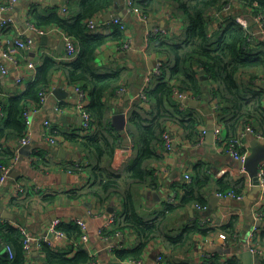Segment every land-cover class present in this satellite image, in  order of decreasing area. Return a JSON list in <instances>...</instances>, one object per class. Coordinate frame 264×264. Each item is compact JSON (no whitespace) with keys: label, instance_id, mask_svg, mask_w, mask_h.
<instances>
[{"label":"crops","instance_id":"0c3cea01","mask_svg":"<svg viewBox=\"0 0 264 264\" xmlns=\"http://www.w3.org/2000/svg\"><path fill=\"white\" fill-rule=\"evenodd\" d=\"M80 2L81 0H19L10 10L0 14V58L5 50H9L13 58L3 60L8 72L3 74L0 71V126L1 119L7 115L3 108L8 99L21 95L36 80L38 68L46 58L61 61L65 53L66 32L52 26L40 28L45 34L31 30L32 36L29 37L21 30L17 20L28 26L32 24L33 12L47 16L55 9L61 15L74 17ZM5 3L6 0H0V5ZM234 3L231 11L237 14L235 17L246 16L240 14L242 9ZM64 7L67 11L63 10ZM148 10L149 17L145 21L125 11L124 16H121L115 4L110 10L114 17L124 19L128 25V30L124 32L126 39L121 44L109 42L103 45L96 57L97 67L102 72L122 71L121 88L109 91L105 97V117L110 120L118 113H126L128 120L134 112L143 117H151L147 113L148 106L141 98L147 85L146 78L160 59L153 52L154 43L150 39L157 29L163 30V35L170 39H180L185 32V23L181 18L173 16L172 7L166 2H155ZM106 13L97 18L100 24L98 32L103 34L116 26L112 20L104 18ZM229 15L231 13L227 11L215 14L217 27ZM7 17L12 18L13 23L2 26V20ZM105 23L110 24L109 30L104 28ZM257 29L258 26L255 31ZM27 38H31L33 43L25 49L19 48L16 41ZM125 42H129V48L121 47ZM252 73L250 69L242 70L238 74L239 81L248 82ZM51 86L47 101L39 108L29 110L28 116H24L30 130V143L19 151L20 161L14 168L17 169L16 178L10 177L0 194V223L22 225L34 236L47 235L54 243L53 248L66 252L70 257H74L80 250H86L95 255L97 264H127V260L119 259L115 252L136 249L140 244L139 237L131 233H122V236L114 233L109 236L108 233L116 228L118 218L125 213L126 194L130 192L135 209L144 221L153 220L169 205L173 206L165 218L166 235H179L195 222H199L203 230V233L191 234L187 242L177 248L169 247L166 236L153 241L145 249L144 264H156L159 254L164 257L162 264H199L215 255L223 262L237 258L240 264H245V252L252 254V264H264V245L260 238L264 233V215L261 212L262 205L256 206L264 198V192L254 188L248 173L236 168L234 158L223 151L221 139H226L229 134L233 135L224 124L225 121L229 123L232 116L228 112L220 114L216 109L219 99L213 100L207 92L205 101L199 102L196 98L189 103L188 108L195 109L196 116L204 121L200 142L189 141L184 128L177 123H170L165 131L172 134L173 151L170 153L159 147V158L148 161L147 169L151 176L146 181L125 185L120 193L113 194L109 200L100 203L93 196H70L85 188L91 179L80 166L87 161V151L83 149L82 142L85 141V136L97 130V126L89 132L85 131L83 118L75 107L78 93L64 76L56 74ZM261 87L264 89V80ZM59 88L64 90V99L53 94V90ZM47 121L51 124L48 134H59L55 136L59 140L58 146L51 145L46 136ZM126 127L121 131L114 127L119 132V149L111 169L117 174H125L138 156L134 139L128 134ZM66 135L68 138H65ZM255 139L254 134H247L242 148L250 153ZM61 150L66 152L61 153ZM200 164L208 167L212 177L210 185L199 191L203 194L204 201L199 203L191 200L183 203L185 185L193 182L195 168ZM230 170L234 171L233 175L228 173ZM187 174L191 180L186 179ZM224 177L237 192L235 189L228 192L220 189L218 180ZM17 184H23L25 191L18 192ZM230 192L234 195H228ZM113 216L116 217V222L110 224ZM55 221H59V225H79V221H82L87 225L90 241L84 243L81 238L78 242H72L66 235L57 237L50 231ZM231 223L233 227L229 228ZM106 225L108 227L104 238L99 230ZM251 243L262 253L249 250ZM4 244L0 240V253L7 256ZM26 254L25 264L46 263L41 248H34Z\"/></svg>","mask_w":264,"mask_h":264},{"label":"trees","instance_id":"16d2710c","mask_svg":"<svg viewBox=\"0 0 264 264\" xmlns=\"http://www.w3.org/2000/svg\"><path fill=\"white\" fill-rule=\"evenodd\" d=\"M235 1V3H234ZM134 2L148 14V8L155 2H166L172 7L173 16L181 18L185 23V32L180 39H170L164 33L154 34L150 42L154 43L153 52L164 61L162 73L151 79L144 89L147 96L148 115L143 117L138 112L129 116L126 131L134 139L138 156L125 174L112 171L114 159L119 149V132L113 127L111 120L105 117L106 94L111 90L121 88L122 71L102 72L96 64L99 49L109 43L121 44L126 35L118 26L111 28L105 23L108 33L91 32L88 21L99 18L113 9L114 0H81L78 12L74 17L61 15L58 9L47 16L33 12L32 24L37 28L56 26L66 32L76 42L78 54L73 59L62 58L61 61L46 58L38 68L36 80L18 96L8 99L3 110L7 114L1 120L0 126V175L1 166H9L17 154L19 141L29 135L26 125L25 112L39 108L40 93L50 91L56 74H61L69 85L80 88L88 93L87 108L92 115V125L97 130L83 138L82 147L87 151V161L80 165L89 174V181L85 188L70 194L71 197L93 196L104 203L113 194L120 193L125 185L146 181L151 172L147 169L148 161L159 158V147H163V135L167 125L174 122L187 132V139L200 142L203 119L196 116L192 107L181 110L179 102L174 96L175 89L195 95L199 102L205 101L208 92L215 100L216 109L220 114H231L228 127L231 134L220 141L226 146L237 136V131L252 125L256 131L264 135V35L257 34L253 40L250 35L236 21L232 8L226 21L218 26L215 24V14L226 11L228 4H237L243 15L254 19L258 15L264 16V0H134ZM239 13V12H238ZM237 15V14H236ZM252 27L255 29L257 23ZM244 69L253 71L248 82L241 83L238 74ZM209 90V91H208ZM1 105V104H0ZM92 127V129H93ZM91 129V130H92ZM242 129V130H243ZM90 130V131H91ZM241 131V130H239ZM236 133V134H235ZM58 136V133H52ZM68 138V135L65 136ZM240 152L246 153L244 148ZM205 164L195 168L196 175L190 184L185 185L183 203L197 200L203 203L202 189L210 185L211 175ZM223 192L235 188L226 177L218 180ZM236 191V189H235ZM237 192V191H236ZM50 197V196H47ZM48 200V199H47ZM173 209L169 205L160 215L151 221H144L135 209L130 192L126 194V211L118 218L116 228L109 232L131 233L139 237L140 244L134 250H116L121 260L143 259L145 249L153 241L166 236L170 248L183 246L190 235L202 232L199 222L187 226L176 236L164 233L166 215ZM264 215V205H262ZM116 222V221H115ZM232 228V223L228 226ZM62 231L72 242L80 241L82 228L76 223L60 224ZM106 233V232H105ZM205 233V231H204ZM0 240L10 244L14 251V258L0 253V264H25L27 254L23 249V235L19 226L10 223H0ZM264 245V233L260 236ZM4 244V248H5ZM45 255V264H90L95 257L86 250H80L74 257L66 252L43 244L41 247ZM184 264V263H179ZM199 264H240L239 259L231 258L225 262L215 255Z\"/></svg>","mask_w":264,"mask_h":264},{"label":"built area","instance_id":"2783aa9c","mask_svg":"<svg viewBox=\"0 0 264 264\" xmlns=\"http://www.w3.org/2000/svg\"><path fill=\"white\" fill-rule=\"evenodd\" d=\"M19 2V0H6V3L3 5H0V14L2 12H5L6 10H10L15 4H17ZM231 4H228L225 7L226 11H229L231 9ZM64 11H67V9L64 7L63 8ZM125 12L129 15H133L135 17H137L138 19L145 21L148 19V14H146L143 9L141 7H139L134 0H126V7H125ZM252 20H254L257 23L258 29L257 31H255V29L252 27L253 24H251ZM236 21L245 29V31L250 35L249 40H253V38L257 35V34H262L264 35V16L263 15H258L256 16L254 19H251L247 16H237L236 17ZM112 22L118 26L122 31H127L128 30V25L126 23V21L124 19H121L119 17H113L112 18ZM10 23H13V19L10 17L4 18L2 20V26H8ZM88 28L91 32H98L99 28H100V24L97 21V18H93L90 19L88 21ZM28 29L29 30H34L37 31L39 34H45V32L41 29H38L37 27H35L33 24H28ZM159 33H163V30L161 29H157L155 31V34H159ZM65 53H64V58L66 59H73L76 57V55L78 54V46L76 44V42L74 41V39H72L70 36L65 35ZM33 43L31 38H27L26 40H17L16 44L19 48L21 49H25L27 48L29 45H31ZM130 44L129 42H125L121 47L122 48H129ZM7 59V60H12V56L10 54L9 50H5L3 51V56L2 58H0V71L3 74H6L8 72V68L7 66L3 63V60ZM163 66H164V61L161 59H158V61L156 62L153 70L151 71V73L147 76L146 78V83L147 85L145 86V88L148 86L149 82L151 81L152 78H154L157 75H160L162 73L163 70ZM144 88V89H145ZM146 90V89H145ZM145 90L142 91L141 93V98L142 100L146 103L147 102V96L145 95ZM76 91L78 93V99L76 102V109L80 112L82 118H83V124H84V129L86 132H89L93 125H92V115L91 112L88 110L87 108V104H88V93L80 88L76 87ZM51 91H47V90H43L40 93V101L38 106H42L48 99L49 95H50ZM178 102H179V107L181 110H186L189 106V103L193 100H195L197 97L195 95H192L190 93H185L183 91H181L180 89H175L174 92ZM0 110H2V105H0ZM25 116H28V111L25 112ZM50 122L47 121L45 122V126L47 127L46 130V136H48V140L51 143V145L53 146H58L59 144V140H57V138H55L53 136V134L49 132L48 134V130L49 128H51L50 126ZM206 133V131L204 132ZM247 134H254L256 136V138L264 143V135L258 131H256V129L252 126V125H246L245 128L243 130H241L237 136H235L234 139H232L230 141V143H227L226 146L223 147V151L224 153L230 155L232 158H234L236 161H242L244 162L247 157L249 156L250 153L246 152V153H242L239 151V149H241L243 147V142L244 139L246 137ZM220 135L217 136V138H219ZM223 139H221L222 141ZM163 148L167 151V152H172L174 149V139L172 137V134L170 131H166L163 135ZM30 143V135H28L27 137L21 139L19 141V146L17 147V154L14 158V160L11 162V164L9 166H1V175H0V194L2 192L3 187L5 186V184L7 183L8 179L10 178V173L12 172V170L16 167V165L19 163L20 161V155H19V151L21 150V148L27 144ZM230 175H233L234 171L230 170L228 172ZM186 179L187 180H191L190 175H186ZM259 180H260V186L263 189L264 192V163L262 164L261 168H260V173H259ZM17 191L18 192H23L25 191V187L23 186V184H17ZM228 195H234L233 192L228 193ZM264 204V198L259 201L257 203V207H260L261 205ZM260 217H262V215L260 214ZM0 221H2L0 219ZM116 221V217L113 216L111 218L110 224L114 223ZM204 221V220H203ZM202 221V222H203ZM79 225L83 230V235H82V241L84 243L89 242L90 240V235L88 233V229H87V225L85 223H83L82 221H79ZM109 225V224H108ZM108 225L104 226L103 228H101L99 230V234H101L104 238H105V230L107 229ZM59 226V221H55L51 227H50V231L55 233L57 237H64L65 234L60 231L58 229ZM19 229L23 235V249L26 253L31 252L34 248H41L43 244H46L48 246L53 247L54 243L52 240H50L47 235H42V236H34L29 230H27V228H25L22 225H19ZM117 236H122V232H118L116 233ZM5 249L7 252V255H9V257L12 259L14 258V251L13 248L10 244H5ZM253 252H259L262 253L260 250H258L257 248H255V245L251 243V248L249 249ZM93 257H95L94 254H92ZM164 261V257L162 254H159L157 257V263L156 264H162ZM127 264H144V259H128L126 261ZM90 264H97L96 259L92 260V262Z\"/></svg>","mask_w":264,"mask_h":264},{"label":"water","instance_id":"95a60500","mask_svg":"<svg viewBox=\"0 0 264 264\" xmlns=\"http://www.w3.org/2000/svg\"><path fill=\"white\" fill-rule=\"evenodd\" d=\"M115 1V8L119 11V14L121 16H124V11L126 7V0H114ZM114 17V14L109 11L104 15V18L107 21H111L112 18ZM18 24L21 26V30L24 32L26 36L31 37L32 36V31L28 29L27 24H22L17 20ZM255 21L252 20L251 24H254ZM64 90L63 89H55L53 90V94L57 96L59 99H64L63 96ZM192 104L196 105V102H193ZM127 114L126 113H118L114 114L111 118L112 125L119 131L124 130L126 125H127ZM22 150V148H21ZM62 152H66L65 150H61ZM264 163V143L260 142L258 139H255L254 142L252 143V149L247 157V159L242 162V161H236L234 159V166L236 168H239L240 170H244L246 173H248L252 184L254 188H259L258 190H262V187L260 186V180H259V173H260V168L262 164ZM17 176V169H14L10 173L11 178H16ZM243 257L246 259L245 264H252L250 262L252 258V254L250 252H245L243 254ZM249 259V261L247 260Z\"/></svg>","mask_w":264,"mask_h":264},{"label":"rangeland","instance_id":"374dc122","mask_svg":"<svg viewBox=\"0 0 264 264\" xmlns=\"http://www.w3.org/2000/svg\"><path fill=\"white\" fill-rule=\"evenodd\" d=\"M174 96H175V94H174ZM176 97V96H175Z\"/></svg>","mask_w":264,"mask_h":264}]
</instances>
